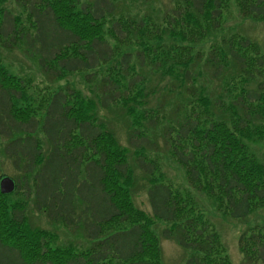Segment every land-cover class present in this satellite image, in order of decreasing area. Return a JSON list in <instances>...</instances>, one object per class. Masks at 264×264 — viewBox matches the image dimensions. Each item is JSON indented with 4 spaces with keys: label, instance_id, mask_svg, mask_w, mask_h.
I'll use <instances>...</instances> for the list:
<instances>
[{
    "label": "trees",
    "instance_id": "1",
    "mask_svg": "<svg viewBox=\"0 0 264 264\" xmlns=\"http://www.w3.org/2000/svg\"><path fill=\"white\" fill-rule=\"evenodd\" d=\"M15 1L25 20L3 11L0 42L5 40L12 47L22 44L33 53L48 80L97 71L117 61L102 31L103 24L117 15L115 0ZM226 1L183 0L170 16L177 18L176 26L186 15L197 27L204 21L206 27L219 31ZM235 1L243 19L264 20V0ZM119 17L122 20L111 23V34L117 42H125L132 34L128 32L130 18L124 12ZM149 25L143 20L138 27ZM187 38L197 37L191 33ZM200 44L196 40L191 45ZM138 48L120 58L119 74L101 80L103 109L147 88V80L137 70L153 67L159 56L151 52L147 56ZM190 55L186 59L163 54L167 63L178 65L185 78L178 75L175 79L174 118L168 121L163 109L162 140L186 169L193 187L207 185L217 190L227 215L246 220L260 206L264 208V160L247 144L257 121L264 119V80L260 83L264 54L255 55L252 41L233 34L209 53ZM236 82H242L241 86ZM27 98L25 88L0 64V138L5 143L4 156L20 175L14 194L24 186L36 213L51 224L81 231L91 246L80 253L53 249L46 233L30 231L27 204L21 201L9 206L7 199L12 195L0 193V264H157V241L144 225L133 223L127 194L118 186L131 177L126 149L121 154L105 142V129L81 109L75 110L65 91L51 94L39 117L23 106ZM126 108L131 118L129 146L157 151V139L150 138L142 124L150 122L148 118L139 119L129 104ZM136 163L149 183L152 215L171 225L164 231L165 238H175L191 253L186 264H231L216 233L201 222L186 219L182 197L152 179L155 163L143 155ZM239 247L246 261L264 264V227L244 232Z\"/></svg>",
    "mask_w": 264,
    "mask_h": 264
},
{
    "label": "rangeland",
    "instance_id": "2",
    "mask_svg": "<svg viewBox=\"0 0 264 264\" xmlns=\"http://www.w3.org/2000/svg\"><path fill=\"white\" fill-rule=\"evenodd\" d=\"M117 4V15L108 19L103 24L104 37L108 39L111 46L116 51L117 61L109 67H103L97 71L83 72L76 74H64L61 79L50 81L41 72L37 59L28 52L22 45L12 47L7 41L0 42V64L4 71L12 76L25 88L27 101L23 106L29 107L27 110L38 117L44 113L47 99L51 94L60 90L65 91L75 108L82 110L85 115L91 117L96 125L105 129L108 140L114 149L125 152L128 165L131 169V177L128 181L118 182L120 189L126 194L133 210L134 222L144 225L157 241L159 253L156 258L157 264H186L191 253L185 251L179 242L174 239H166L164 231L171 229L168 223L157 220L151 211L147 197L149 187L148 180L137 168V158L141 155L147 160L155 163L156 171L152 177L155 182L168 185L174 193L182 197L185 206L186 219H193L201 222L202 227L216 233L223 247L225 256L231 264H262L256 261H246L239 247V238L248 229L264 227V208L263 205L255 210L246 220H233L227 215L226 204L219 196L217 190H209L206 185L204 188L193 187L190 184L186 169L181 166L176 158L171 154L169 148H165L162 140V118L163 109L167 120H172V112L175 107L176 82L179 75L178 65L167 63V58H186L200 52V55L209 53L216 44H219L224 37L230 35L242 36L243 39L252 41L253 52L255 55L260 51L264 54V20H245L241 17L235 0H227V9L224 12V21L219 31L206 27L202 21L198 27L192 24V20L183 15L182 20L177 21V26L170 14L179 10V2L183 0H115ZM11 11L22 22L25 20L23 10L16 4L15 0H0V15L3 11ZM184 11H188L187 8ZM125 13L130 18L128 22V32H132L129 39L125 42H117L111 34V23L113 20H120L119 15ZM122 20V19H121ZM152 23L144 28H139L141 22ZM199 31V33L197 32ZM193 33L197 38L189 39L187 36ZM204 36L202 37L201 35ZM201 41V44L193 48L194 41ZM140 46L145 52L159 56L154 62L153 67L138 68L140 75L147 80V88L141 92L129 93L126 99L118 104L111 105L108 109L101 107V100L104 91L102 90L101 80L111 75L120 73V58L129 51L138 50ZM193 57V56H192ZM139 66V63L136 64ZM123 74V72H122ZM259 79V78H258ZM120 80V81H119ZM264 79H260L263 83ZM118 82L124 84V80L118 78ZM201 85L204 82L200 81ZM239 86L242 82H236ZM241 86V85H240ZM157 90L154 97L152 93ZM232 90H234L232 88ZM148 94H151L149 97ZM166 94V97L164 96ZM127 104L134 108L139 119L146 117L150 122L143 121L147 135L156 138L159 144L157 151L147 147L145 150H138L129 146L128 132L130 131L131 118L128 115ZM19 107L21 103H19ZM161 110L160 113L155 111ZM153 111L155 114H151ZM264 111V109H263ZM157 126L154 128V125ZM252 140L247 141L260 160H264V119L254 126ZM164 132H168L165 130ZM4 142L0 138V176L8 175L15 179L20 178L13 163L7 160L3 153ZM172 142V147H173ZM145 151V152H139ZM24 185H26L23 182ZM18 191L7 199V205L13 206L18 202L24 201L27 204V222L30 231L43 232L47 234V241L53 249L74 250L75 252L87 251L90 243L84 239L81 231L67 229L48 222L43 214L36 213L31 200L27 201L26 191ZM258 206V205H257ZM118 228H124L120 226Z\"/></svg>",
    "mask_w": 264,
    "mask_h": 264
},
{
    "label": "water",
    "instance_id": "3",
    "mask_svg": "<svg viewBox=\"0 0 264 264\" xmlns=\"http://www.w3.org/2000/svg\"><path fill=\"white\" fill-rule=\"evenodd\" d=\"M17 189L16 181L6 175L0 177V192L2 195H10Z\"/></svg>",
    "mask_w": 264,
    "mask_h": 264
}]
</instances>
